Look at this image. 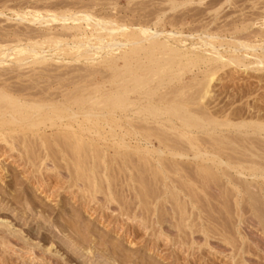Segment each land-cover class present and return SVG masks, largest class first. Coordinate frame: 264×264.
I'll return each mask as SVG.
<instances>
[{
	"label": "rangeland",
	"instance_id": "1",
	"mask_svg": "<svg viewBox=\"0 0 264 264\" xmlns=\"http://www.w3.org/2000/svg\"><path fill=\"white\" fill-rule=\"evenodd\" d=\"M85 13L96 19L112 21L116 25L122 24L127 27V31H136L138 27H146L159 32L161 30L164 33L171 30L176 31L177 29V32L181 34V38L186 41H197L198 35L206 38L208 33V35L211 34L212 36L206 38L208 41L218 48L219 45L223 46L220 49V53L224 57L230 55L229 51L232 48L228 49V47L238 46V41L236 42V40L241 42L244 40L243 43L246 45L249 42V44L256 46L254 47L255 51L253 49L249 51V48L244 50L246 54L249 53V55L247 54L244 57L242 52H238L240 59L248 67H241L240 65L222 66L218 62H211L206 66L199 63V66H192L191 70H193L186 72L183 78L184 81H188L192 76L198 75L200 77L199 75H203L202 70L204 69L216 71V74L214 73L215 79L210 83L212 87L210 88V94H213H211L212 96L208 95L203 101L209 99L210 103L208 105L214 107L216 111L221 109L222 111L230 112V108L234 107V111L237 108L236 113H241L239 114L241 117L243 114L242 119L245 121L250 120L249 117L252 113L249 114V112H253L254 115L262 114L264 116V111L262 110L264 109V69H262L264 65L253 66L254 54H260L262 48H264V0H0V44H11L12 46H10L13 48L11 57L8 56V60L6 58L4 64L3 62L0 63V86L7 85L9 88L14 87V89H17L15 85H22L27 87V90H25L26 88L23 90L20 88L22 91L17 89L18 93H13L14 96L36 99V101L39 100L43 103H48L50 98L54 99H51L53 102L62 101L66 96L72 97L76 92L89 93L95 88L97 91L96 95L100 99L102 98L101 93L113 90L115 79L112 68L121 66L123 62L119 58L120 49L111 48L110 54H102L100 50H97V52L93 50V57L95 58L88 60L84 56L86 52H82V49L80 52L82 47L73 49L65 46L63 49H59L51 45L58 39H65L71 45L69 40L73 42L77 39L76 36L70 35L74 33V30L62 28L64 24L72 26L71 19L64 21L65 19H60L62 18L61 16L68 19L82 16ZM226 20L227 22H225ZM223 22L224 24H221ZM80 24L83 27L85 26L83 21ZM217 24L219 27H217ZM251 29L255 33L250 31ZM255 29L260 30L258 32ZM91 30L90 27L86 28L85 32L87 35H81L80 37L85 39L90 37ZM47 32L48 34H46ZM245 32L246 34H243ZM51 33H54V36ZM188 35L191 36V39ZM215 35H218V37H215ZM250 35L254 36L255 39L248 37ZM66 36L68 37L66 38ZM21 37H25L24 40L26 41L22 40ZM31 37L33 40L30 39ZM84 38L80 39V41ZM40 42L44 44L40 45ZM91 42L95 43L96 41L91 38ZM13 43L34 44L43 47L45 49V58H47H40L39 62L38 54L29 52L27 55L32 54L33 57L36 54L37 59L35 57L34 59L37 61L31 60L33 59L31 55V58L28 55L24 57L27 60H24L23 56L26 52L21 53L20 51L17 54L18 52L16 53L15 51L17 47ZM259 43L260 45L262 43L261 47ZM54 44L56 46L57 41ZM258 45L260 49H257ZM251 48L253 47L251 46ZM115 49L117 50L114 51ZM57 51L63 54L59 53L60 55L58 56L55 54ZM98 51L100 55L102 54L101 56ZM14 53H16L17 57L14 56ZM13 56L17 59L22 56L21 59L23 60H21L22 65L20 67L23 69L15 65V61L12 63V60L16 59H13ZM204 66L205 68H203ZM68 81H70V84H66ZM8 84L15 85L9 86ZM42 84H47V86L45 87L46 89L40 91ZM28 86L31 88H28ZM37 86L39 87L37 88ZM60 86L63 89L62 91H60ZM3 88L6 89V86ZM48 91L49 93L52 91L51 94ZM26 92L29 93L27 94ZM56 93L58 94L56 95ZM47 94L51 97H47ZM43 95L46 96L42 97ZM242 99H246V101ZM229 101L232 102L230 103ZM211 109L213 110V108ZM64 110L59 107L60 112H53L52 105L49 104L37 111L34 117L30 118L36 121L42 120V123L31 127V129L26 128L23 122L8 124V129L3 135L7 136L5 137L7 140L9 139L11 146L5 143L4 146H8L1 149L3 142L0 141V264H242V262L243 264H264V231H260V228L264 230L262 229L264 228V185H262V183L264 184V171H261L262 176L259 175V177L250 175L247 169L251 165L248 162L250 159L252 161L257 160V162L260 160V163H264V158L262 156L259 157L264 150V141H260L264 140V136L252 133L250 128L247 129V134L233 132L231 136H237L238 138L236 139L241 141L244 139L242 142L237 140L240 144L236 146L238 149L235 148L234 150L236 151L233 150V153L238 150L237 153L242 151L246 155L244 154L245 156L242 155V157L237 159L233 158L234 160L232 159L230 162L223 156L218 158L220 156L217 154L211 155L214 149H212L213 146H210L211 144L207 143L203 149L206 150L208 146L207 150H212L209 151L210 154L206 153L199 157H193L192 152H189L188 156L177 159L180 163L182 161L181 164L177 165H175L176 161L171 159V156L162 154L160 157L167 159H163V162L165 161L166 164L164 166L167 167L168 165V168H160L161 173L158 172L159 174L155 173L154 175L153 171L150 172V169L157 166L155 161L157 156L154 155L155 157L149 158L147 148H152L151 143L149 144L148 141H152L153 145L155 143L154 146L156 147V140L153 136H147L145 132L142 131L145 133L143 134L138 131L140 130L139 126L137 127L138 124L135 126L133 123V126L128 123V118L120 119L118 114L112 112L109 114L107 110L103 113L97 111L95 115L88 116L83 115L76 109L73 110V113L79 115L72 114L70 110L69 112ZM111 115L113 116L111 117ZM245 115L248 117H245ZM47 117L48 119L46 120ZM240 120L233 119L234 122ZM121 121L125 123L122 124ZM85 124L87 125L85 126ZM117 124L119 127H117ZM19 125H23V128L21 129ZM71 136L75 137L72 138ZM205 136L203 135V137L209 139L207 135ZM247 136H253L251 139L256 142L253 141L254 145L260 144L253 145L252 149L250 148L257 155H251L250 152L243 149V146H240L243 144L249 146L245 141ZM137 139L138 141H135ZM84 144L88 148L87 146L85 148ZM82 147L87 150L85 152L89 153L88 155L91 157L90 159L85 157L86 163L89 159L88 165L93 166V163L95 164L96 162V165L100 167L93 166L94 171L98 174V184L100 183L99 189L93 194H90L93 189L87 192L86 189L89 190L92 187L88 188L89 184L85 185L86 181H84L86 189L77 180V187L71 186L69 189L70 185L76 182L75 176L72 177L75 172V163L85 162L82 159L86 153ZM258 147L260 148L258 149ZM96 148L101 151H96ZM123 150L124 155L127 156H125L126 162L123 160L125 157L121 156ZM127 151L133 154L130 156ZM97 152H101L98 160ZM127 154L132 158L134 154L137 155L134 159L130 158L135 165L131 163ZM139 155H142L143 159L141 156L140 159ZM234 155L236 157L239 156L237 154ZM144 158L146 161L148 158L151 165L148 164V161L143 162ZM145 162L147 166L144 164ZM204 166H211V170ZM176 167L180 170H177ZM100 169L108 171L107 177L99 176L101 174ZM187 170L190 174L186 172ZM199 170H201V173ZM105 178H108V180L105 181ZM100 180L102 181L100 182ZM105 187L111 188L110 198L104 195L107 192ZM246 190L250 192L248 193ZM251 195L253 196L251 197ZM78 199L80 200L78 201ZM105 202L106 204H104ZM258 204L259 206H257ZM253 207H257V210ZM261 211L263 216L259 214ZM243 212L246 213L244 214L245 216H243ZM255 214H259L260 219H263L259 221V217ZM178 217L182 218L179 219ZM180 222H184V225L182 226ZM261 222L263 226H261ZM178 224H180L179 227ZM192 225H195L194 228ZM258 245L261 246L259 247ZM244 246L245 249H243ZM235 248L237 249L233 252V255L230 252L234 251ZM46 249H50V253ZM247 249L252 251L249 250L247 254ZM237 257L243 258L237 259ZM123 258L124 260H122Z\"/></svg>",
	"mask_w": 264,
	"mask_h": 264
},
{
	"label": "bare ground",
	"instance_id": "2",
	"mask_svg": "<svg viewBox=\"0 0 264 264\" xmlns=\"http://www.w3.org/2000/svg\"><path fill=\"white\" fill-rule=\"evenodd\" d=\"M172 2V1H171ZM218 2V1H215ZM214 2V3H215ZM174 3V2H173ZM213 3V2H210ZM201 4V3H200ZM216 4V3H215ZM172 6V5H171ZM211 7V6H210ZM72 15V14H71ZM74 15V14H73ZM227 15V14H226ZM262 15V14H261ZM20 16V15H19ZM58 16V15H57ZM54 17V16H53ZM60 17V16H59ZM62 20L67 21L70 20L72 21V26L71 25H62L63 29L66 30H74V33H71V36H76L75 41L71 42L69 40V42L71 43V45H69V43H67V41L65 39H58L55 40V42L57 41V45L55 46V42L53 44H51L52 46H54L55 48H59V49H63V47L67 46L69 48H76L77 49L79 47L80 48V52L82 49V52H86L84 53V56L86 59H90L92 60L93 58V52L97 50H100L101 53L103 54H110L111 52V48L116 47L117 49H120V53H119V58L122 59V65L121 66H115V68L113 67V75H114V89L110 90L107 93H101V97L99 99V97L96 95V88L92 91V92H83V91H79L76 92L72 97H67L64 98L62 101H57V102H53L51 99L53 98H48L49 102L48 103H43L40 102L39 100L36 101V99H27V98H21L19 96H14L13 93H18L19 91H22L24 88H26L25 90H27V87H23L22 85H15V87L18 89H14L13 88H9L6 86V89L1 87L0 88V141H2L3 143V147L4 148V144L8 143L10 146L11 144L9 143L10 141L7 140V136L3 135L4 132L8 129L7 125L8 124H12V123H18V122H23L24 126H26V128L31 129V127H35L37 126L39 123H42L41 121H36L34 119H30L31 117L35 116V113L37 111H39L40 109H43L44 107L48 106L49 104L52 105V109L53 112H60L59 111V107L60 109H65V110H70V112H72V114H77V113H73V110L76 109L79 112H81L83 115H95L97 113V111H99L100 113H103L105 110L109 111V114L112 113H116L118 114L119 118H128V123L133 125V123L138 124L137 127L140 129L138 131L140 132H145L147 134V136H153V138H155L156 140V147L153 145L152 141H148V143L150 145H152L151 149H148L147 147V152L149 153V158H153L155 157L154 155H156V164L157 166H155L153 169H150V172L153 171L154 175L155 173L157 174L158 172H160V168L163 169H167V167L164 166L165 161L167 160L165 159V157L161 158L160 155L162 154H168L169 156H171V159H174V161H176V164H179L180 162H178V158L181 157H186L189 155V152H192L193 157H199L202 155H205L206 153L208 154L209 151L211 150H207L208 146L206 147L207 149H203L204 145L207 144H211L210 146L214 149L211 153V155H219L221 158V156L225 157L226 160L228 162L232 161L233 158L237 159L239 157H242V155H244V152H234L233 150L236 148V146H238V141L239 139L237 136L233 137L231 135H233V132H237V133H244L247 134V129L250 128L252 133L257 134L259 136H264V116L258 114V115H254L253 112H249L252 114H248V116H250V120L249 121H245L244 119H242L241 115L239 116V114L241 113H236V109L235 111L233 110V108H230V112H225L224 110L219 111L214 107H210V105H208L210 103V101H208L206 99V101H203L208 95H211L213 93L210 94V91L212 88L210 85L211 81L214 78V73L216 71H212L209 67L210 70L204 69L202 70L203 75L201 77V75H199L200 77H198V75L196 76H192L191 79L188 81H184V75L186 72H191V67L192 66H199V63L204 64L205 66L210 64L211 62H218V64L220 63V65L224 66V65H234V66H238L240 65L241 67H248V65H245L244 62H242V60L239 57L238 52H242L243 57L246 56L247 54L249 55V53H245L244 50L249 48L250 49H255L254 45H246L243 40V42L236 40V42L238 43V46H233V47H228V49H231L230 55L228 57H224V55H222L220 53V49L223 47L221 45H219V48L216 45H213L210 41H208L206 38L207 37H212L211 34L206 35L205 36H199L197 37V41H186L185 39L181 38V34L180 32L176 31H168V32H162L160 30V32L158 30H151L149 28L146 27H138L136 29V31H127V27L124 25H116L114 22L112 21H105L102 19H96L95 17H91V15H89L88 13L82 14V16L79 17H71L66 19L63 18L64 16H61ZM246 17V16H245ZM51 18V16H50ZM251 18V17H250ZM55 19V18H54ZM53 19V20H54ZM231 19V18H230ZM228 19V20H230ZM242 19V18H241ZM48 20V19H46ZM235 20V19H233ZM238 20V19H237ZM245 20V19H244ZM49 21V20H48ZM85 22V26H81L80 22ZM211 21V20H209ZM221 21V20H220ZM231 21V20H230ZM229 21V22H230ZM227 22V20L225 21ZM243 22V21H242ZM248 22V21H247ZM48 23V22H47ZM246 23V22H245ZM221 24H224L221 23ZM243 24V23H241ZM257 24V23H256ZM174 25V24H173ZM218 25V24H217ZM250 25V24H249ZM208 26V24H207ZM227 26V25H226ZM91 28V32H90V37L88 38H84V37H80L81 35H87L85 32L86 28ZM216 27V26H215ZM219 27V25L217 26ZM216 27V28H217ZM232 27V26H231ZM196 28V27H195ZM214 28V26H213ZM223 28V27H221ZM250 28V27H249ZM194 29V28H193ZM191 29V30H193ZM197 29V28H196ZM201 29V28H200ZM230 29V28H228ZM245 29V28H244ZM174 30V29H173ZM195 30V29H194ZM246 30H248L246 28ZM253 29H251L250 31H252ZM256 30V29H255ZM258 30V29H257ZM256 30V31H257ZM260 30V29H259ZM258 30V32H259ZM210 31V30H209ZM263 31V30H262ZM46 32V31H45ZM199 32V31H198ZM214 32V31H213ZM243 32V31H241ZM247 32V31H246ZM243 33V34H246ZM253 33H255L254 31H252ZM194 33V32H193ZM197 33V32H196ZM202 33V32H201ZM211 33V32H210ZM215 33V32H214ZM212 33V34H214ZM250 33V32H248ZM20 34V33H19ZM48 34V32L46 33ZM52 34V33H51ZM198 34V33H197ZM200 34V32H199ZM203 35H205L204 33H202ZM201 34V35H202ZM220 34V33H219ZM225 34V33H224ZM227 34V33H226ZM238 34V33H236ZM262 34V32H261ZM18 35V34H16ZM22 35V33H21ZM20 35V36H21ZM45 35V33H44ZM54 36V33L52 34ZM62 35V34H60ZM59 35V36H60ZM183 35V34H182ZM190 35V34H189ZM188 35V36H189ZM193 35V34H192ZM223 35V34H222ZM240 35V34H239ZM242 35V34H241ZM19 36V35H18ZM25 36V35H23ZM30 36V35H29ZM34 36V35H32ZM197 36V35H196ZM228 36V35H227ZM237 36V35H236ZM235 36V38H236ZM244 36V35H243ZM242 36V37H243ZM256 36V35H255ZM264 36V35H263ZM35 37V36H34ZM68 36H66L67 38ZM161 37V38H160ZM185 37V36H184ZM191 39V36H189ZM215 37H218V35ZM229 37V36H228ZM231 37V36H230ZM241 37V36H239ZM248 37H253L252 35L248 36ZM25 38V37H24ZM23 37H21L22 40H24ZM29 38V37H28ZM27 38V40H28ZM84 38L83 40L80 41V39ZM91 38H94V40L96 41L95 43L91 42ZM221 38V37H220ZM224 38V37H222ZM238 38V37H237ZM244 38V37H243ZM257 38V37H256ZM262 38V36H261ZM20 39V37H19ZM32 39V37L30 38ZM210 39V38H209ZM232 39V38H231ZM234 39V38H233ZM240 39V38H239ZM250 39V38H248ZM255 39V38H254ZM13 40H17V39H13ZM21 40V41H22ZM33 40V39H32ZM31 40V41H32ZM42 40V39H41ZM51 40V39H50ZM212 41V39H210ZM226 40V39H225ZM230 40V39H229ZM235 40V39H234ZM253 40V39H251ZM258 40V39H257ZM26 41V40H24ZM30 41V42H31ZM52 41V40H51ZM54 41V40H53ZM66 41V42H65ZM93 41V40H92ZM255 41V40H254ZM29 42V41H28ZM29 42V43H30ZM146 42V43H145ZM246 42V41H245ZM253 42V41H252ZM261 42V41H260ZM264 42V41H263ZM7 43V42H6ZM12 43V42H11ZM21 43V42H20ZM23 43V41H22ZM32 43V42H31ZM41 43V42H40ZM257 43V42H256ZM255 43V44H256ZM14 44V43H13ZM44 44V43H43ZM42 43L40 45H43ZM48 44V43H47ZM223 44V43H222ZM258 44V43H257ZM11 45V44H10ZM10 45H6L3 43L0 44V63L4 61H6V58L8 60V56L11 55V52L13 51ZM17 47L16 53L19 54V52L21 51V53H25L23 56L24 60H27L24 57H27V53L31 52V53H36L38 54L39 57V62L42 58H45V49L43 47H39L36 46L34 44H14ZM13 45V47H14ZM260 45V43H259ZM258 45L257 49H260ZM262 45V43H261ZM260 45V47H261ZM249 46V47H248ZM251 46L253 48H251ZM49 47V46H47ZM53 47V48H54ZM127 47V48H126ZM225 47V46H224ZM51 48V47H50ZM117 49H115L114 51H116ZM12 50V51H11ZM47 50V49H46ZM94 50V51H93ZM256 50V49H255ZM254 50V51H255ZM14 51V52H15ZM50 51V50H48ZM67 51V50H65ZM228 51V50H227ZM248 51V52H249ZM260 51V50H259ZM95 52V53H96ZM247 52V51H246ZM261 52V51H260ZM14 53V56H16ZM60 51H57L55 54H57L58 56L62 53H60ZM99 55L100 52L98 51ZM117 53V52H116ZM252 53V51H251ZM36 54H34V57L36 58L37 56H35ZM50 54V53H49ZM63 54V53H62ZM101 54V55H102ZM26 55V56H25ZM32 56V54H30ZM30 55L28 57H30ZM67 55V54H66ZM100 55V56H101ZM13 56V59H15L16 57ZM51 56V55H50ZM54 56V55H53ZM110 56V55H109ZM11 57V56H10ZM20 57V56H19ZM18 59L16 58L15 60H12L14 63L15 61V65H17L18 67H20L21 64V57ZM33 57V56H32ZM33 57L34 61L35 60ZM98 57V56H97ZM114 57V56H113ZM242 57V56H241ZM31 58V57H30ZM41 58V59H40ZM47 58V57H46ZM45 58V59H46ZM104 58V56H103ZM29 59V58H28ZM37 59V58H36ZM60 59V58H59ZM118 59V58H117ZM30 60V61H31ZM50 60V59H49ZM62 60V58H61ZM106 60V59H105ZM29 61V60H28ZM27 61V62H28ZM33 61V62H34ZM249 61V60H248ZM114 62V61H113ZM247 62V61H246ZM6 63V62H5ZM11 63V64H12ZM29 63V62H28ZM30 64V63H29ZM217 64V65H218ZM13 65V64H12ZM264 65V48H262V52L260 54H254V61H253V66L255 67H259V66H263ZM205 66L203 68H205ZM214 66V65H213ZM46 67V66H45ZM112 67V66H111ZM215 67V66H214ZM218 67V66H217ZM250 67V66H249ZM252 67V66H251ZM17 68V67H15ZM21 68V67H20ZM199 68V67H198ZM201 67V69H203ZM213 68V67H211ZM237 68V67H236ZM23 69V68H21ZM25 69V68H24ZM220 69V68H219ZM259 69V68H258ZM264 69V68H262ZM15 70V69H14ZM30 71V69H28ZM33 70V69H31ZM46 70V69H45ZM261 70V69H260ZM22 72V71H21ZM27 72V71H26ZM62 72V70H61ZM218 72V71H217ZM19 74V72H17ZM24 74V73H21ZM74 74V73H73ZM77 74V73H76ZM196 74V73H195ZM198 74V73H197ZM216 74V73H215ZM14 75H16L14 73ZM59 75V74H58ZM62 75V74H61ZM80 75V74H79ZM193 75V74H192ZM18 76V75H17ZM66 76V75H65ZM191 76V75H190ZM216 76V75H215ZM62 77V76H61ZM74 77V76H73ZM81 77V76H80ZM198 77V78H197ZM9 78V77H8ZM189 78V76H188ZM7 79V77H6ZM18 79V78H17ZM32 79V78H31ZM52 79V78H51ZM58 80V78H56ZM26 80V79H25ZM47 80V79H46ZM90 80V79H89ZM260 80V79H259ZM27 81V80H26ZM85 81V79H84ZM103 81V80H102ZM30 82V81H29ZM28 82V83H29ZM46 82V81H45ZM52 82V81H51ZM55 82V81H54ZM108 82V81H107ZM50 83V82H49ZM74 83V82H73ZM93 83V82H91ZM65 84V82H64ZM66 84H70V81H68ZM65 84V85H66ZM9 86H11L12 84H8ZM12 85V86H14ZM29 85V84H28ZM37 85V84H36ZM34 85V86H36ZM49 85V84H48ZM57 85V84H56ZM82 85V84H81ZM80 85V86H81ZM92 85V84H91ZM19 86V88H18ZM22 86V87H20ZM44 86V87H43ZM47 86V84L45 85H41V89L40 91L46 89L45 87ZM52 86V85H51ZM79 86V85H78ZM107 86V85H105ZM111 86V85H110ZM214 86V85H213ZM248 86V85H247ZM39 86H37L38 88ZM75 87V86H72ZM86 87V86H85ZM94 87V86H93ZM109 87V86H108ZM8 88V89H7ZM20 88L22 90H20ZM28 88H31L28 86ZM36 88V89H37ZM57 88V87H56ZM59 88V87H58ZM61 88V86H60ZM67 88V86H66ZM77 88V87H75ZM79 88V87H78ZM88 88V87H87ZM100 88V87H99ZM253 88V86H252ZM35 89V90H36ZM51 89V88H49ZM83 89V88H82ZM85 89V88H84ZM34 90V93H35ZM63 89L61 88L60 91H62ZM77 90V89H76ZM80 90V89H79ZM39 91V90H38ZM37 91V92H38ZM72 91V90H71ZM52 92V91H51ZM51 92L48 93L51 94ZM57 92V91H56ZM68 92V91H67ZM65 92V93H67ZM74 92V91H72ZM70 92V93H72ZM27 94L29 92H26ZM32 93V91H31ZM40 93V92H38ZM37 93V94H38ZM100 93V92H99ZM226 93V91H225ZM252 93V92H251ZM46 94V93H45ZM47 94V97H49L50 95ZM58 93H56L57 95ZM64 94V93H63ZM220 94V93H219ZM229 94V92H228ZM56 95H54L56 97ZM71 95V94H70ZM99 95V96H100ZM231 95V94H230ZM244 95V94H243ZM46 95H43L42 97H44ZM60 96V95H59ZM62 96V95H61ZM65 96V95H64ZM212 96V95H211ZM41 97V98H42ZM51 97V96H50ZM219 99V98H218ZM257 99V98H256ZM54 100V99H53ZM61 100V99H60ZM221 100V99H220ZM243 100V99H242ZM246 101V99H244ZM243 100V101H244ZM253 100V99H252ZM255 101V99H254ZM214 102V101H213ZM230 103L232 101H229ZM207 103V104H206ZM212 103V102H211ZM219 103V102H218ZM217 103V104H218ZM242 103V102H240ZM250 103V102H249ZM251 104V103H250ZM212 105V104H211ZM216 105V104H214ZM244 105V104H243ZM253 105V104H252ZM55 106V107H53ZM62 106V107H61ZM209 106V107H208ZM234 106V105H233ZM238 106V105H237ZM251 106V105H250ZM260 107V106H259ZM213 108V110L211 109ZM244 108V107H243ZM258 108V107H256ZM229 109V108H227ZM225 109V110H227ZM238 109H240V107H238ZM249 110V108H247ZM64 110V111H65ZM244 110V109H243ZM260 110V109H259ZM264 111V109H262ZM241 111V110H240ZM254 111V110H253ZM239 112V111H238ZM255 112V111H254ZM262 112V111H261ZM258 112V113H261ZM50 113V112H49ZM52 113V112H51ZM243 113V112H242ZM247 113V112H246ZM37 114V113H36ZM48 114V113H47ZM99 114V113H98ZM97 114V115H98ZM107 114V113H105ZM264 114V113H263ZM54 115V114H53ZM79 115V114H77ZM100 115V114H99ZM247 115V114H246ZM245 117H248L246 116ZM61 116V115H60ZM69 116H76V115H69ZM113 115H111L112 117ZM117 116V115H116ZM37 117V116H36ZM42 117V116H41ZM54 117V116H53ZM56 117V116H55ZM59 117V116H58ZM67 117V116H66ZM64 117V118H66ZM45 118V117H44ZM61 118V117H59ZM63 118V119H64ZM108 118H110L108 116ZM117 118V117H116ZM114 118V119H116ZM118 118V119H119ZM48 119V117L46 118V120ZM62 119V118H61ZM60 119V120H61ZM97 119V118H96ZM101 119V118H100ZM233 119H241L238 122H234ZM38 120V119H37ZM45 120V119H44ZM50 120V119H49ZM53 120V119H52ZM51 120V121H52ZM95 120V119H93ZM106 120V119H105ZM104 120V121H105ZM108 120V119H107ZM127 120V119H126ZM91 121V120H90ZM97 121H99V119H97ZM123 121V120H122ZM121 123H125L122 122ZM236 121V120H235ZM62 122V121H61ZM75 122V121H74ZM77 122V121H76ZM89 122V121H88ZM101 122V121H100ZM103 122V121H102ZM118 122V121H117ZM136 122V123H135ZM51 123V122H50ZM49 123V124H50ZM57 123V122H56ZM114 123V122H113ZM120 123V122H119ZM48 124V123H47ZM62 124V123H61ZM83 124V122H82ZM103 124V123H102ZM127 124V123H126ZM142 124V125H141ZM64 125V124H63ZM66 125V124H65ZM74 125V124H73ZM87 124H85L86 126ZM89 125V124H88ZM97 125V124H96ZM116 125V122H115ZM118 125V124H117ZM50 126V125H49ZM48 126V127H49ZM68 126V125H67ZM102 126V125H101ZM129 126V125H127ZM134 126V125H133ZM19 127H21V129L23 128V125H19ZM66 128V126H64ZM72 127V126H71ZM82 127V126H81ZM119 127V125L117 126ZM126 127V126H124ZM14 128V127H13ZM17 128V127H16ZM90 128V127H89ZM130 128V127H129ZM10 129V128H9ZM75 129V128H74ZM81 129V128H80ZM84 129V127H83ZM88 129V128H87ZM92 129V128H91ZM124 129V128H123ZM128 129V128H127ZM132 129V128H131ZM16 130V129H15ZM86 130V129H85ZM119 130H121L119 128ZM125 130V129H124ZM130 130V129H128ZM39 131V130H38ZM67 131V130H66ZM75 131V130H74ZM79 131V130H78ZM133 131V130H132ZM70 132V131H69ZM118 132V131H117ZM125 132H127L125 130ZM142 132V133H143ZM73 133V132H72ZM79 133V132H78ZM89 133V132H88ZM112 133V132H111ZM134 133V132H133ZM143 133V134H145ZM251 133V132H249ZM7 134V133H6ZM11 134V133H10ZM9 134V135H10ZM14 134V133H13ZM35 134V133H34ZM101 134V133H100ZM113 134V133H112ZM116 134V133H115ZM137 134V133H134ZM238 134V135H239ZM76 135V134H75ZM138 135V134H137ZM203 135H207L209 137V139H206L205 137H203ZM6 136V137H5ZM21 136V135H20ZM144 136V135H143ZM241 136V135H240ZM15 137V136H13ZM12 137V139H13ZM40 137V136H39ZM72 137V136H71ZM75 137V136H74ZM72 137V138H74ZM114 137V136H113ZM141 137V136H140ZM146 137V136H145ZM249 137V138H248ZM253 137V136H251ZM250 136H247L245 141L246 143L249 144V146H246L245 144L240 145L243 146V149L245 151L250 152L251 155H257L256 153H254L251 149V147H253L254 143V139H251ZM10 138V137H9ZM16 138V137H15ZM71 138V139H72ZM77 139H79L76 136ZM125 138V137H124ZM136 138V137H135ZM134 138V139H135ZM149 138V137H148ZM146 138V139H148ZM263 138V137H262ZM116 139V138H115ZM113 139V140H115ZM127 139V138H126ZM125 139V140H126ZM130 139V138H129ZM133 139V138H132ZM242 139V138H240ZM18 140V139H17ZM83 140V139H82ZM118 140V139H117ZM142 140V139H141ZM150 140V138H149ZM244 140V139H243ZM242 140V141H243ZM252 140V141H249ZM260 140V139H258ZM19 141V140H18ZM73 141V139H72ZM135 141H138L135 140ZM154 141V140H153ZM240 142H242L241 140H239ZM260 141H264V140H260ZM14 142V141H13ZM255 142V141H254ZM85 143V142H83ZM82 143V144H83ZM88 143V142H87ZM86 143V144H87ZM146 143V142H145ZM145 143H141V144H145ZM256 143V142H255ZM1 144V143H0ZM119 144V143H118ZM137 144V143H136ZM135 144V145H136ZM16 145V143H15ZM14 145V146H15ZM68 145V144H67ZM256 145H260V144H256ZM254 145V146H256ZM262 145V144H261ZM8 146V145H7ZM6 146V147H7ZM9 146V149L11 150V147ZM18 146V144H17ZM16 146V148H17ZM82 146V145H81ZM84 147L87 145H83ZM92 146V145H91ZM106 146V145H105ZM108 146V145H107ZM206 146V145H205ZM83 148V151L87 152V150ZM96 147V146H95ZM98 147V146H97ZM78 148V147H77ZM88 148V146H87ZM94 148V147H93ZM108 148V147H107ZM242 148V147H241ZM251 148V149H250ZM260 147H258L259 149ZM18 149V148H17ZM85 149V150H84ZM91 149V148H90ZM238 149V148H236ZM74 150V149H73ZM100 149L96 148V151H99ZM17 151V150H16ZM70 151V150H69ZM75 151V150H74ZM80 151V150H79ZM101 151V150H100ZM119 151V150H118ZM136 151V150H135ZM236 151V150H234ZM262 151V150H261ZM1 152V151H0ZM3 152V151H2ZM85 152V153H86ZM89 152V151H88ZM93 152V151H92ZM115 152V151H114ZM123 154H121V156H126L124 155V150L122 151ZM128 154L129 151H127ZM138 152V151H137ZM144 152V151H143ZM84 153V154H85ZM101 153V152H100ZM100 153L97 152L98 158L99 159V155H101ZM118 153V152H116ZM75 154V152H74ZM81 154V153H80ZM87 154V153H86ZM83 157V161L86 159L85 157H89V153ZM93 154V153H92ZM127 154V155H128ZM131 154H133L131 152ZM130 154V156H131ZM136 154V152H135ZM134 154V157L137 155ZM143 154V153H142ZM191 154V153H190ZM191 154V155H192ZM210 154V153H209ZM237 154L239 155L238 157H236ZM71 155V154H70ZM148 155V154H147ZM210 155V156H211ZM241 155V156H240ZM246 155V154H245ZM244 155V156H245ZM248 155V154H247ZM2 156V155H1ZM81 156V155H80ZM129 157L132 158V157ZM140 156L143 159L142 155H139L138 157L140 158ZM262 156L264 158V150L262 155L260 154L259 157ZM72 157V156H71ZM123 157V158H124ZM127 157V156H126ZM126 157L125 159H123L126 162ZM134 157L132 159H134ZM217 157V156H216ZM252 157V156H251ZM261 157V158H262ZM91 157H89L90 159ZM102 158V157H101ZM106 158V157H105ZM138 158V159H139ZM146 158V156H145ZM144 158L143 162L146 161ZM204 158V157H203ZM224 158V159H225ZM246 158V157H245ZM262 158V159H263ZM88 159V160H89ZM141 159V158H140ZM185 159V158H184ZM223 159V158H222ZM249 159V158H248ZM260 159V158H259ZM88 160L86 163L85 162H76L75 166H74V174L72 177L75 178V181H80V185L82 187H84L85 185H88L90 188L89 190L86 189L84 187V189L87 190V192H89L91 189H93V192H90V194H93L94 192H96L97 189H99V184L97 181V176L98 174L94 171L93 166H97L96 162L95 164L93 163L92 165H88ZM149 159L147 158V161ZM198 160V159H197ZM217 160V159H216ZM234 160V159H233ZM241 160V159H239ZM264 160V159H263ZM79 161V160H78ZM90 161V160H89ZM102 161V160H101ZM118 161V160H116ZM120 161V160H119ZM131 163L132 160L130 159ZM136 161V160H135ZM139 161V160H138ZM146 161V162H147ZM169 161V160H168ZM221 161V160H220ZM245 161V160H244ZM260 161V160H259ZM256 161H252V159H250L248 162L251 164L247 169L250 175H256V176H262L261 175V171H264V163H260V162ZM72 162H74L72 160ZM94 162V160H93ZM99 162V161H98ZM146 162L144 163L146 165ZM178 162V163H177ZM202 162V161H201ZM223 162V160H222ZM243 162V161H242ZM241 162V163H242ZM247 162V160H246ZM109 163V162H108ZM116 163V162H115ZM120 163V162H119ZM134 163V161H133ZM132 163V164H133ZM140 163V162H139ZM151 163V162H150ZM148 161V164H150ZM168 163V162H167ZM170 163V162H169ZM173 163V161H172ZM182 163V161H181ZM180 163V164H181ZM194 163V162H193ZM224 163V162H223ZM41 164V162H40ZM90 164V163H89ZM99 165V163H97ZM121 164V163H120ZM143 164V165H144ZM154 164V163H153ZM202 164V163H201ZM237 164V162H236ZM240 164V162H239ZM128 165V164H127ZM135 165V164H133ZM151 165V164H150ZM174 165V163H173ZM206 165V164H205ZM249 165V164H248ZM103 166V165H102ZM101 166V168H102ZM129 166V165H128ZM147 166V165H146ZM154 166V165H153ZM180 166V165H179ZM201 166V165H200ZM242 166V164H241ZM98 167V166H97ZM139 167V166H137ZM143 167V166H142ZM166 167V168H165ZM171 167V166H169ZM173 167V166H172ZM183 167V165H182ZM181 167V168H182ZM205 167V166H204ZM211 166H207L205 168L210 169ZM237 167V166H236ZM55 168V167H54ZM70 168V167H69ZM96 169V167H94ZM100 168V167H98ZM104 168V167H103ZM141 168V167H140ZM139 168V169H140ZM146 168V167H145ZM177 170L178 167H176ZM184 168V167H183ZM182 168V169H183ZM193 168V167H192ZM201 168V167H200ZM198 168V169H200ZM203 168V167H202ZM234 168V167H233ZM241 168V167H240ZM245 168V166H244ZM52 169V168H51ZM50 169V171H51ZM114 169V168H113ZM130 169V167H129ZM170 169V168H169ZM173 169V168H172ZM171 169V170H172ZM175 169V168H174ZM186 169V168H185ZM225 169V168H224ZM227 169V168H226ZM47 170V169H46ZM53 170V169H52ZM56 170V168H55ZM98 170V169H97ZM101 170V169H100ZM103 170V169H102ZM101 170V174L99 172V176H105L107 177V172L106 170L102 171ZM109 170V169H107ZM116 170V169H115ZM145 170V169H144ZM147 170V169H146ZM204 170V169H203ZM206 170V169H205ZM211 170V169H210ZM223 170V169H222ZM54 171V170H53ZM70 171V170H69ZM110 171V170H109ZM173 171V170H172ZM176 171V170H175ZM201 173V170H199ZM55 172V171H54ZM98 172V171H97ZM125 172V171H123ZM139 172V170H138ZM143 172V171H141ZM179 172V171H178ZM185 172V171H184ZM188 172V170L186 171ZM206 172V171H205ZM213 172V171H212ZM226 172V171H225ZM240 172V171H239ZM245 172V171H242ZM241 172V173H242ZM56 173V172H55ZM126 173V172H125ZM161 173V172H160ZM174 173V172H172ZM189 173V172H188ZM207 173H209L207 171ZM110 174H112L110 172ZM127 174V173H126ZM144 174V173H143ZM152 174V173H151ZM159 174V173H158ZM182 174V173H181ZM180 174V175H181ZM185 174V173H184ZM190 174V173H189ZM213 174V173H212ZM211 174V175H212ZM225 174V173H224ZM179 175V173H178ZM187 175V174H186ZM201 175V174H200ZM209 175V174H208ZM226 175V174H225ZM126 176V175H124ZM159 176V175H157ZM259 176V177H260ZM182 177H184L182 175ZM228 177V176H227ZM113 178V177H112ZM116 178V176H115ZM126 178V177H125ZM214 178V177H213ZM232 178V177H231ZM71 179V178H70ZM82 180V181H81ZM108 178H105V181H107ZM110 180V179H109ZM126 180V179H125ZM171 180V179H170ZM234 180V179H232ZM239 180V179H238ZM260 180V179H259ZM73 181V180H72ZM77 181L72 183V182H68V183H72L69 187V189L71 188V186H75L77 187ZM84 181H86L87 183L85 184ZM102 180H100L101 182ZM237 181V180H234ZM239 182V181H238ZM264 182V181H263ZM241 183V182H240ZM245 183V181H244ZM260 183H262L260 181ZM41 184V183H40ZM79 184V183H78ZM85 184V185H84ZM239 184V183H238ZM252 184V183H250ZM109 185V184H108ZM262 185H264L262 183ZM42 186V185H41ZM102 186V185H101ZM104 186V185H103ZM239 186V185H238ZM241 186V185H240ZM46 187V186H45ZM68 187V186H67ZM112 187V186H111ZM228 187V186H226ZM101 189V188H100ZM102 189H104V187H102ZM106 191L104 190L106 197L110 198L111 197V188L109 187H105ZM249 189V188H248ZM85 190V191H86ZM47 191V190H46ZM50 191V190H49ZM147 191V190H146ZM241 191V190H240ZM248 191V190H246ZM254 191V190H253ZM236 192V191H235ZM250 191H248L249 193ZM50 193V192H49ZM48 193V194H49ZM172 193V192H171ZM253 193V192H251ZM257 193V192H256ZM45 194V193H44ZM47 194V193H46ZM51 194V193H50ZM81 194V193H79ZM78 194V195H79ZM229 194V193H228ZM146 195V194H145ZM232 195V194H231ZM51 196V195H50ZM84 196V195H83ZM139 196V195H138ZM240 196V195H239ZM253 195H251L252 197ZM258 196V195H257ZM52 197V196H51ZM91 197V196H90ZM113 197V196H112ZM142 197V195H141ZM140 197V198H141ZM49 198V197H48ZM80 198V197H79ZM88 198V196H87ZM106 198V199H107ZM231 198V197H230ZM258 198V197H257ZM65 199V198H64ZM85 199V198H84ZM89 199V198H88ZM135 199V198H134ZM190 199V198H189ZM249 199V198H248ZM247 199V200H248ZM252 199V198H251ZM76 200V199H75ZM80 199H78L79 201ZM86 201V200H85ZM107 201V200H106ZM178 201V200H177ZM104 202V201H103ZM108 202V201H107ZM239 202V201H238ZM254 202V201H253ZM252 202V204H254ZM257 202V201H256ZM80 203V202H79ZM180 203V202H179ZM243 203V202H242ZM260 203V202H257ZM64 204V203H63ZM106 204V202L104 203ZM232 204V203H231ZM238 204V203H237ZM177 205V204H176ZM181 205V204H180ZM179 205V206H180ZM245 205V204H244ZM243 205V206H244ZM248 205V204H247ZM256 205V203H255ZM178 206V207H179ZM183 206V205H181ZM180 206V208H181ZM259 206V204L257 205ZM65 207V206H64ZM82 207V204H81ZM107 207V206H106ZM105 207V208H106ZM248 207V206H247ZM85 208V207H84ZM179 208V209H180ZM186 208V207H185ZM184 208V209H185ZM251 208V207H250ZM254 208V207H253ZM257 208V207H256ZM254 208V209H256ZM261 208V207H260ZM246 210V208H244ZM182 210V209H181ZM180 210V213H181ZM186 210V209H185ZM241 210V209H240ZM243 210V208H242ZM257 210V209H256ZM123 211V210H122ZM187 211V210H186ZM249 211V210H248ZM254 211V210H253ZM251 211V212H253ZM130 212V211H129ZM50 213V212H49ZM48 213V214H49ZM261 212H259V214H261ZM131 214V213H130ZM243 212V216H245ZM258 214V215H259ZM248 215V214H247ZM252 215V214H251ZM257 215V214H255ZM253 215V216H255ZM257 215V216H258ZM262 215V214H261ZM183 216V215H182ZM234 216V215H233ZM263 216V215H262ZM177 217V216H176ZM247 217V216H246ZM252 217V216H250ZM259 217V216H258ZM179 218V217H178ZM182 218V217H180ZM179 218V219H180ZM232 218V217H231ZM260 219V217H259ZM263 219V218H262ZM262 219H260L259 221H261ZM183 220V219H182ZM246 220V219H243ZM248 220V219H247ZM256 220V219H255ZM119 221V220H118ZM133 221V219H132ZM177 221V220H176ZM239 221V220H238ZM249 221V220H248ZM179 222V221H178ZM197 222V221H195ZM241 222V221H240ZM243 222V221H242ZM257 222V221H255ZM181 223V222H180ZM184 223V222H183ZM183 223L182 226L184 225ZM189 223V222H188ZM245 223V222H244ZM65 224V223H64ZM144 224V223H143ZM196 224V223H194ZM237 224V223H236ZM241 224V223H240ZM255 224V223H254ZM262 224V222H261ZM117 225V224H116ZM180 224H178L179 227ZM249 225V224H248ZM195 226V225H194ZM194 226L192 225V227L194 228ZM233 226V225H232ZM263 226V224L261 225ZM190 227V226H189ZM204 227V226H203ZM241 227V226H240ZM259 227V226H257ZM264 227V226H263ZM205 228V227H204ZM237 228V227H236ZM181 229V228H180ZM258 229V228H257ZM264 229V228H262ZM182 232V229L180 230ZM184 231V230H183ZM203 231V230H202ZM260 231H264L261 230ZM186 232V231H185ZM250 232V231H249ZM248 232V233H249ZM191 233V232H190ZM193 233H195L193 231ZM251 233V232H250ZM258 233V232H257ZM183 234V233H182ZM181 236V235H180ZM220 236V235H219ZM237 236V235H236ZM264 236V235H263ZM247 237V236H246ZM204 238V237H203ZM218 238V237H217ZM222 238V237H221ZM236 238V237H235ZM259 238V237H258ZM206 240V239H205ZM204 240V241H205ZM259 240V239H258ZM257 241V240H254ZM206 242V241H205ZM258 243V242H257ZM206 244V243H205ZM204 244V245H205ZM255 244V243H254ZM237 245V244H236ZM51 246V245H48ZM259 246V245H258ZM261 246V245H260ZM259 246V247H260ZM238 248V247H237ZM232 249L234 251L230 252L233 254V252L236 251V249ZM253 248V247H252ZM264 248V247H263ZM262 248V250H263ZM243 249H245V246L243 247ZM48 250V252L50 253V249H46V251ZM248 250V249H247ZM251 250V249H249ZM249 250L246 251V253H249ZM254 250V249H253ZM53 251V249H52ZM245 251V250H244ZM252 251V250H251ZM56 252V251H55ZM263 252V251H262ZM242 253V251H241ZM253 253V252H252ZM231 254V255H232ZM236 254V253H235ZM239 254V253H238ZM245 254V253H244ZM251 254V253H250ZM115 255V254H114ZM234 255V254H233ZM237 255V254H236ZM262 255V254H261ZM239 256V255H238ZM246 256V254H245ZM248 256V255H247ZM254 256V255H253ZM259 256V255H258ZM113 257V255H112ZM115 257V256H114ZM232 257V256H231ZM249 257V256H248ZM233 258V257H232ZM243 258V257H241ZM239 257H237V259H241ZM247 258V257H246ZM264 259V258H263ZM124 260V258L122 259ZM233 260V259H232ZM243 260V259H242ZM254 260V259H253ZM126 261V260H125ZM231 261V260H230ZM238 261V260H237ZM241 262V260H239ZM256 261V260H255ZM254 261V262H255ZM261 261V260H260ZM250 262V261H248ZM235 263V261H234ZM252 263V262H251ZM260 263V262H259ZM243 264V262H242ZM245 264V263H244ZM255 264V263H254Z\"/></svg>",
	"mask_w": 264,
	"mask_h": 264
}]
</instances>
